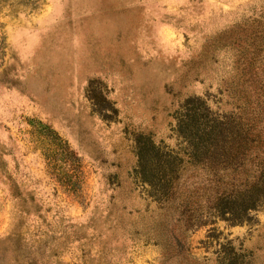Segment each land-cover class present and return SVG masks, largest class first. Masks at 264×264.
Instances as JSON below:
<instances>
[{
    "label": "rangeland",
    "instance_id": "obj_1",
    "mask_svg": "<svg viewBox=\"0 0 264 264\" xmlns=\"http://www.w3.org/2000/svg\"><path fill=\"white\" fill-rule=\"evenodd\" d=\"M185 111L264 142V0H0V264H264V203L218 217L244 177L137 179L138 140L189 153Z\"/></svg>",
    "mask_w": 264,
    "mask_h": 264
},
{
    "label": "trees",
    "instance_id": "obj_2",
    "mask_svg": "<svg viewBox=\"0 0 264 264\" xmlns=\"http://www.w3.org/2000/svg\"><path fill=\"white\" fill-rule=\"evenodd\" d=\"M190 102L203 105L199 99L187 100L186 104ZM237 118L231 128V124L209 117L198 119L195 114L185 111L177 122V129L188 154L164 152L148 139L138 140L135 174L143 185L148 186L149 197L159 203L171 202L176 195L175 183L183 164L198 166L214 175L230 171L244 179L229 192L228 198L233 200L230 210H218V217L233 227L247 224L248 214L258 212L264 203V142L247 118L241 114ZM228 132L233 135L229 136ZM222 262L247 264L243 255L235 253L223 256Z\"/></svg>",
    "mask_w": 264,
    "mask_h": 264
}]
</instances>
